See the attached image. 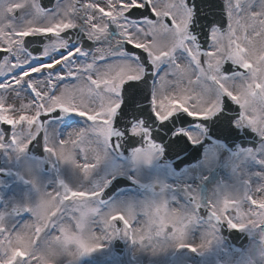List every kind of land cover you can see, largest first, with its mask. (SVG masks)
<instances>
[{"label": "snow or ice", "instance_id": "1", "mask_svg": "<svg viewBox=\"0 0 264 264\" xmlns=\"http://www.w3.org/2000/svg\"><path fill=\"white\" fill-rule=\"evenodd\" d=\"M134 10L139 15H130ZM221 19L223 25H201L193 0H56L51 9L40 0H0V152L19 164L42 139L50 165L68 164L78 173L49 191L0 169V176L18 175L37 192L33 202L0 213V264H74L117 237L153 255L202 257L222 248L223 225L259 230L264 244L262 173L255 184L244 178L207 200L191 184L156 183L152 200L129 207L105 202L114 177L92 179L111 153H120L125 136L142 142L129 154L134 168L157 164L173 144L202 145L206 124L234 111L225 98L238 109L231 127L250 129L264 142V0H223ZM74 31L95 47H69ZM26 43H40L39 53ZM141 85L157 135L164 133L159 140L142 116L125 111L129 90ZM55 114L80 117L87 127L54 139L47 124ZM177 119L190 126L177 131ZM216 160L211 151L203 164ZM256 163L264 165V153ZM177 190L186 204L167 198ZM198 227L206 229L203 238L189 242Z\"/></svg>", "mask_w": 264, "mask_h": 264}, {"label": "rangeland", "instance_id": "2", "mask_svg": "<svg viewBox=\"0 0 264 264\" xmlns=\"http://www.w3.org/2000/svg\"><path fill=\"white\" fill-rule=\"evenodd\" d=\"M63 2V0H61ZM56 6V5H55ZM64 83H70L65 81ZM87 127L84 120L80 122L72 116H62L60 119L50 121L47 128L56 139L61 133L60 139L65 138L69 133L81 130ZM264 153V145L253 152V157H249L246 153H241L231 160H222L220 166L219 159L212 166H204L203 162L198 164L194 169L188 170L178 177L173 175L166 169L159 167L157 164L152 166L132 167L129 159H119L113 153L110 154L108 163L102 164L93 174V180H103L105 178H113L115 176L126 175L131 176L138 184L144 187L143 191H123L117 194L109 202L111 207H129L136 206L142 202L152 200L154 193L151 191V185L156 183H167L181 185L187 183L197 188L201 177H205L209 172L219 166L221 167V179L218 182L210 179L206 185V198L211 199L222 189H230L231 186L240 183L244 178L251 179L253 184L257 182L256 173L264 174V165L256 163V156ZM209 152L205 154L207 156ZM204 156V158H205ZM0 169H7L9 172L18 173L34 180L37 188L44 190H52L59 180L66 183H73L74 177L78 175L71 165L64 164L58 167L51 165L49 172H43L41 163L29 158L27 155L19 164L10 162L7 154L2 152ZM204 161V160H203ZM36 189L30 185L23 183L18 175H12L11 179H0V213H6L10 206H23L33 202L36 199ZM168 199L175 200V204L187 203L183 201L177 192H167ZM175 204L173 206H175ZM30 219L27 214L23 215V220ZM206 229L198 227L197 230L189 238L191 243H200L203 233ZM97 232L99 230L97 229ZM251 239V245L242 252L235 260V264H264V244H261V232L256 229L245 231ZM123 254L118 256L114 253L111 241L105 242L104 249L90 256L78 257L74 264H231L232 257L227 250L226 245L222 241V248L215 249L212 253L202 256L203 260L195 261L190 253H180L172 255L171 253L161 252L159 257L151 258L148 252L140 250L127 239L123 238ZM65 264L67 262L65 261Z\"/></svg>", "mask_w": 264, "mask_h": 264}, {"label": "water", "instance_id": "3", "mask_svg": "<svg viewBox=\"0 0 264 264\" xmlns=\"http://www.w3.org/2000/svg\"><path fill=\"white\" fill-rule=\"evenodd\" d=\"M49 4H53L54 0H42V3L48 2ZM217 5H221L223 1L221 0H215ZM193 3L197 6V3L193 1ZM52 7V5H51ZM206 23H203L201 25H204ZM201 42L205 44L206 42L204 39V36L201 34ZM226 68L231 70V65H227ZM133 94H136L133 96ZM133 96V98H132ZM225 102L234 111L225 113V119L218 124H211L207 123L206 127L208 128L207 133V139L203 142L202 145H199L198 150L193 151L198 156H200L201 151L206 145L214 144L215 142L222 143L228 150H232L236 145H239L240 148L245 147V143L250 140L252 142L251 145H256L258 140L256 139V136L250 132L244 131L240 132L238 129L232 128L230 124L231 117H234L238 113V109L236 106L231 102L227 101L225 98ZM140 106V107H137ZM126 112L132 111L134 115L142 116L143 121L146 126L153 128V135L156 136L157 140L160 139L161 136H164L163 132H160L159 135H157V129L160 127L159 125H153L152 118L150 112L147 109L146 102H145V88L143 85H141L140 88L130 89L129 95L127 99V104L125 108ZM184 119H188L184 117ZM127 123V121L121 119L119 123V129L121 131H125L124 125ZM190 125H181L179 119H177V127L179 129H185L186 127H189ZM170 138L164 137L165 141H167ZM181 138H178V140ZM121 150L120 153H117L121 155L122 157L128 156V154L131 152L133 147H139L141 146V141L139 138H130L128 136H125L121 141ZM38 143L34 144L33 147L36 148ZM176 144H173L171 146H168L164 150V155L160 160V164H172L175 169L178 171L182 170V165H194L196 163V160L193 158H188L190 153V149L186 142L179 144V152L181 153V161L180 162H173V158L175 153L174 148ZM32 147V148H33ZM33 148V149H34ZM34 152V151H32ZM126 186L125 180L122 178H118L112 186L105 192L104 199L106 200L108 197L112 196L114 192H116L118 189L123 188ZM220 234L225 242H227L229 248L234 252V254H238L241 250H243L247 244V239L244 234H240L238 232H228L224 226H221L220 228ZM116 251L119 254H122V245L121 243H117Z\"/></svg>", "mask_w": 264, "mask_h": 264}, {"label": "bare ground", "instance_id": "4", "mask_svg": "<svg viewBox=\"0 0 264 264\" xmlns=\"http://www.w3.org/2000/svg\"><path fill=\"white\" fill-rule=\"evenodd\" d=\"M207 5H208V9H204L203 10V12H207V11H209V9H210V11L212 10V12L210 13V14H213V15H215V14H218V10H219V5H217V3H216V1L215 0H209L208 2H207ZM219 6V7H218ZM205 16H208V15H205ZM80 120V122H82V119H79ZM61 135V133L56 137V139L57 140H59L60 139V136ZM55 139V138H54ZM36 156H38V152H36V153H34ZM30 158V157H29ZM251 245V244H250ZM249 245V246H250ZM227 250H228V252L229 253H231V255H235L234 254V252L232 251V250H229L228 248H227ZM144 252H148L149 253V256L151 257V258H154V257H159L160 256V253H158V254H156V255H153L152 253H151V251H144ZM183 253V252H182ZM236 255H238V254H236ZM235 255V256H236ZM204 258V257H203ZM203 258L201 259V260H203ZM130 261H132V260H130ZM129 261V262H130ZM129 262H127V264H130Z\"/></svg>", "mask_w": 264, "mask_h": 264}]
</instances>
